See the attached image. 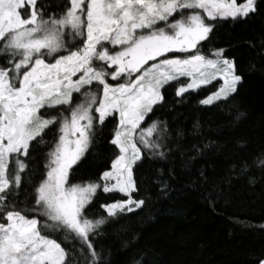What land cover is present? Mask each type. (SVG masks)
<instances>
[{
    "label": "snow or ice",
    "instance_id": "snow-or-ice-1",
    "mask_svg": "<svg viewBox=\"0 0 264 264\" xmlns=\"http://www.w3.org/2000/svg\"><path fill=\"white\" fill-rule=\"evenodd\" d=\"M38 3L0 0V59L7 64L0 66V264H80L77 251L84 264H103L92 238L145 203L131 195L138 190L134 165L142 159L137 140L165 157L154 138L158 122L147 128L142 122L162 103L164 86L183 77L189 81L177 88V97L219 79L222 85L199 103L227 104L241 76L224 49L210 58L202 42L210 40L217 20L255 13L256 0H67L58 15ZM75 94L85 102L74 106ZM116 114L110 143L119 155L102 173L103 184L72 183L97 123ZM53 129L58 135L34 183L32 149L47 146ZM26 182L33 191L21 201ZM101 188L127 199L103 204L106 216L89 218L88 206ZM49 232L65 233L66 241L81 247H62ZM255 260L264 264V256Z\"/></svg>",
    "mask_w": 264,
    "mask_h": 264
},
{
    "label": "trees",
    "instance_id": "trees-1",
    "mask_svg": "<svg viewBox=\"0 0 264 264\" xmlns=\"http://www.w3.org/2000/svg\"><path fill=\"white\" fill-rule=\"evenodd\" d=\"M66 4L67 0H39L38 7L58 15ZM202 45L210 58L212 51L224 49L241 80L226 105L199 103L221 86L218 80L183 98L176 90L189 81L187 77L164 86L162 103L141 127L158 122L154 138L164 146L165 157L143 149L137 140L142 159L134 165L138 190L131 195L145 203L92 238L103 264H256L255 258L264 256V0H256V12L246 19L217 20L210 40ZM82 102L85 98L75 94L74 106ZM117 125L114 116L102 126L97 123L94 142L75 167L72 183H103L102 173L119 155L110 143ZM57 135L55 129L49 131L47 146L32 149L34 183L43 176ZM32 191L24 183L19 199L25 200ZM124 199L121 193L101 188L87 215L106 216L101 205ZM40 220L43 225L45 219ZM120 225L124 230L114 231ZM48 234L67 249L81 247L79 241H66L65 233ZM77 257L84 264L78 251Z\"/></svg>",
    "mask_w": 264,
    "mask_h": 264
},
{
    "label": "rangeland",
    "instance_id": "rangeland-1",
    "mask_svg": "<svg viewBox=\"0 0 264 264\" xmlns=\"http://www.w3.org/2000/svg\"><path fill=\"white\" fill-rule=\"evenodd\" d=\"M206 19V18H205ZM212 58V57H211ZM2 65H4L5 67L7 66V64H6V61H4L3 59H2ZM188 80H189V78H188ZM219 82H220V84L222 85V83H223V81H221V80H219V79H217ZM111 83H112V81H110ZM113 83H115V82H113ZM97 115V118H98V114H96ZM116 119H117V121L119 120V117H118V114H116L115 116H114ZM111 170V169H110ZM109 170V171H110ZM103 184V183H102Z\"/></svg>",
    "mask_w": 264,
    "mask_h": 264
}]
</instances>
